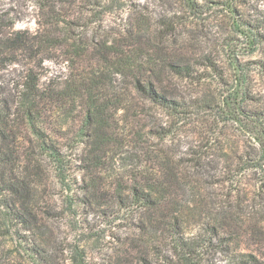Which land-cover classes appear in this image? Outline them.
Listing matches in <instances>:
<instances>
[{"label":"rangeland","instance_id":"1","mask_svg":"<svg viewBox=\"0 0 264 264\" xmlns=\"http://www.w3.org/2000/svg\"><path fill=\"white\" fill-rule=\"evenodd\" d=\"M149 78L181 114L133 90ZM1 101L47 264H264V0H0ZM8 199L0 264H45Z\"/></svg>","mask_w":264,"mask_h":264},{"label":"trees","instance_id":"2","mask_svg":"<svg viewBox=\"0 0 264 264\" xmlns=\"http://www.w3.org/2000/svg\"><path fill=\"white\" fill-rule=\"evenodd\" d=\"M20 42V41H19ZM208 61V58H207ZM212 66V64H211ZM164 69L167 70L171 75L180 77H190L191 70L188 65H184L176 62H166ZM133 90L151 101L152 103L162 107L165 110H169L172 113L178 115L183 111V106L169 99L164 93L160 92L152 79L139 80L133 84ZM12 106L8 105L6 101L0 102V175H3L1 191L8 194L9 199L5 204L7 209V216L16 225H19L20 230L24 233L23 236H19V241L30 255H34L38 261L47 264L48 256L41 246L35 241H32L28 236L32 231L31 222L28 215H32L33 207V191L30 190V183L24 177H20L15 173V158H12V150H9V135L6 133V129H9L10 122L13 121ZM27 121L29 122L30 131L38 144L42 145L43 148L55 150L51 144L46 143L45 135L40 132L35 126L33 119L31 118L30 112L27 113ZM93 124V123H92ZM14 138H16L14 136ZM17 143V142H16ZM27 177V176H26ZM135 203H140L142 207L152 208L155 202L151 200V194L144 193L141 191L134 190L132 193ZM31 218V217H30ZM189 244H176L180 252L177 256H191V248L195 246L191 243L195 242L194 239H190ZM30 244H33L30 245ZM240 259L238 261H229L230 264H257L258 260L251 254L240 253ZM167 259V257H166ZM166 261V260H165Z\"/></svg>","mask_w":264,"mask_h":264}]
</instances>
